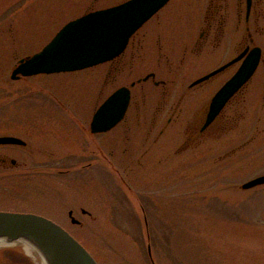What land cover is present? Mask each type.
I'll return each mask as SVG.
<instances>
[{"label": "rangeland", "instance_id": "obj_1", "mask_svg": "<svg viewBox=\"0 0 264 264\" xmlns=\"http://www.w3.org/2000/svg\"><path fill=\"white\" fill-rule=\"evenodd\" d=\"M121 1L0 0V135L33 148L0 146L19 162L0 166V209L51 217L99 264H264V184L241 188L264 174V0H253L252 42L234 21L221 45L205 42L206 0H169L131 36L113 76L104 62L10 77L65 22ZM245 44L261 47L257 69L200 131L239 61L189 84ZM131 83L124 118L91 133L95 109ZM38 262L21 242L0 246V264Z\"/></svg>", "mask_w": 264, "mask_h": 264}, {"label": "water", "instance_id": "obj_2", "mask_svg": "<svg viewBox=\"0 0 264 264\" xmlns=\"http://www.w3.org/2000/svg\"><path fill=\"white\" fill-rule=\"evenodd\" d=\"M168 0H125L116 5L84 13L66 22L39 51L18 60L11 78L39 73L73 71L96 65L118 56L129 38ZM261 57L259 46L244 49L230 62L194 80L201 82L228 66L242 61L235 73L216 91L209 102L201 126L205 129L228 100L253 75ZM153 73L143 77L146 80ZM133 84V83H132ZM130 102V88L115 89L93 113L90 130L104 132L121 121ZM24 142L10 135L0 136V144ZM264 184V174L241 184L248 189ZM77 222L76 219H72ZM0 241L28 244L44 264H98L91 253L65 228L34 212L0 209Z\"/></svg>", "mask_w": 264, "mask_h": 264}, {"label": "flooded vegetation", "instance_id": "obj_3", "mask_svg": "<svg viewBox=\"0 0 264 264\" xmlns=\"http://www.w3.org/2000/svg\"><path fill=\"white\" fill-rule=\"evenodd\" d=\"M168 2H169V0L167 1V3ZM255 9H256V4L253 0H206L205 10H204V12H205L204 29L201 32V35H203L202 37H203L204 41L205 42L211 41L212 43L216 42L217 45H221V43H223V41H224V36H225L226 31L230 29V22L234 21L233 29L236 31L239 30L241 24L244 23V29L247 33V37H248L249 41L252 42L253 37H252L251 31H250V27H253V14L255 12ZM209 38H210V41H208ZM237 42L238 43L241 42V36H240L239 40H237ZM248 47H251V46L248 44H245L243 49L238 51L236 55H238L239 53H241L244 49H246ZM235 56H233L232 58H234ZM232 58H230L227 61L229 62L230 60H232ZM116 59L117 58L109 61V68L107 71V77L113 76L114 71L118 68V61ZM226 62H224V63H226ZM232 64L233 63H230L229 66H231ZM228 67H226V68H228ZM220 72H222V70L219 71L218 73L212 75L211 77H208L207 79H205L201 82H198L195 85L189 84V87L191 88V87L199 85L205 81H208L211 78H213L215 75L219 74ZM154 77H155V74L151 78H154ZM156 83H158V82H156ZM22 140L24 141L23 144H0V146H12V147L21 148V149L28 150V151H33V148L32 147L30 148V143L27 142L23 138H22ZM28 148H30V150ZM18 164H19V162H18L16 157H14V156L11 157L5 151L0 152V166L8 168V167L18 166ZM32 165H34V164L31 163V166ZM32 170L34 171V169H32ZM81 212L86 214L87 211L85 209H81ZM68 216H69L70 220H72L73 218L77 219L72 214L71 209L68 211ZM144 221L146 223V221H147L146 218H144ZM78 222H79V220H78Z\"/></svg>", "mask_w": 264, "mask_h": 264}, {"label": "bare ground", "instance_id": "obj_4", "mask_svg": "<svg viewBox=\"0 0 264 264\" xmlns=\"http://www.w3.org/2000/svg\"><path fill=\"white\" fill-rule=\"evenodd\" d=\"M3 244L5 245V244H13V243H6L5 241H0V246H2ZM22 245L25 247L27 253L30 254V255L32 256V258H35V256L38 255V254L36 253V251H34V250L32 249V247L29 246L28 244L22 243ZM38 264H44V263H40V262H38Z\"/></svg>", "mask_w": 264, "mask_h": 264}]
</instances>
